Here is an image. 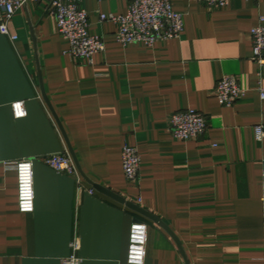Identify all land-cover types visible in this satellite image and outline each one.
I'll return each mask as SVG.
<instances>
[{"label": "crops", "instance_id": "1", "mask_svg": "<svg viewBox=\"0 0 264 264\" xmlns=\"http://www.w3.org/2000/svg\"><path fill=\"white\" fill-rule=\"evenodd\" d=\"M171 1L184 32L150 48L118 44L116 24L100 21L127 14L132 0H84L91 34L106 43L91 64L64 55L69 43L50 0L17 12L16 40L0 35V264H61L76 235L82 264H127L137 221L148 225L145 264H264V139L255 133L264 127V99L251 36L264 0L222 9ZM225 77L247 89L232 107L216 96ZM17 102L25 118H15ZM189 109L206 117L208 131L176 139L171 116ZM68 143L78 175L45 162L70 152ZM126 144L139 150L137 184L123 172ZM24 159L34 165L29 214L19 211L17 173L7 166Z\"/></svg>", "mask_w": 264, "mask_h": 264}, {"label": "built area", "instance_id": "2", "mask_svg": "<svg viewBox=\"0 0 264 264\" xmlns=\"http://www.w3.org/2000/svg\"><path fill=\"white\" fill-rule=\"evenodd\" d=\"M39 0H0V35L16 40L17 35L10 31L17 12L28 2ZM51 13L56 19L59 34L69 43L64 55L75 60L92 63L93 57L105 52L106 43L100 36L90 32L88 12L82 7L84 0H50ZM210 9L228 7L232 0H191ZM101 22H112L117 26L116 41L122 46L141 44L154 47L162 41L181 38L184 32V17L175 12L171 0H132L127 14H102ZM253 42L252 60L259 65V91L264 99V17L251 31ZM216 96L224 107H232L247 92L235 77H225L216 86ZM15 118L22 119L28 115L24 102L12 105ZM206 117L196 110L176 112L171 116L170 129L176 139L197 140L208 131ZM258 141L264 139V127L255 129ZM2 162L0 156V163ZM46 164L59 173L78 175L76 164L68 150L45 158ZM17 173L18 207L23 214L35 210L34 165L30 159L7 163ZM122 168L128 182L140 181L141 158L137 147L126 144L122 151ZM148 225L137 221L133 224L129 236L127 264H145L147 257ZM81 239L75 236L70 243V255L61 264H82L79 257Z\"/></svg>", "mask_w": 264, "mask_h": 264}, {"label": "water", "instance_id": "3", "mask_svg": "<svg viewBox=\"0 0 264 264\" xmlns=\"http://www.w3.org/2000/svg\"><path fill=\"white\" fill-rule=\"evenodd\" d=\"M41 83H42V79H41ZM41 88H42V93H43V95H44L45 93H44V89H43V84H41ZM44 96H45V95H44ZM68 144H69V143H68ZM69 149H70L71 155H72V157H73L74 161L76 162V165H77V167H78V169H79V166H78V164H77V159H76L75 153H74L73 149L71 148L70 144H69ZM93 186L95 187V189H96L97 191H99V192L102 193L103 195H105V196H107V197H109V198H111V199L117 201L118 203H121V204H124V205L130 207L133 211H135L136 213L140 214L141 216H143V217H145V218H147V219H150V220H152V221H156V222H157V220H156L151 214H149L147 211L143 210V209L140 208L139 206H137V205H135V204H132V203H129V202L125 201V200H124L123 198H121L120 196H118V195H116V194H114V193H112V192H110V191H108V190H106V189L100 187L99 185H95V184H93Z\"/></svg>", "mask_w": 264, "mask_h": 264}]
</instances>
